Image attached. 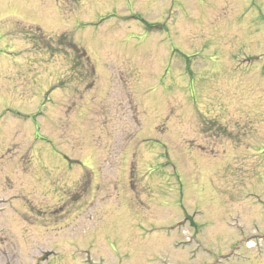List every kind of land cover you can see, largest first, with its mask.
Returning <instances> with one entry per match:
<instances>
[{"label": "rangeland", "instance_id": "obj_1", "mask_svg": "<svg viewBox=\"0 0 264 264\" xmlns=\"http://www.w3.org/2000/svg\"><path fill=\"white\" fill-rule=\"evenodd\" d=\"M0 264H264V0H0Z\"/></svg>", "mask_w": 264, "mask_h": 264}, {"label": "flooded vegetation", "instance_id": "obj_2", "mask_svg": "<svg viewBox=\"0 0 264 264\" xmlns=\"http://www.w3.org/2000/svg\"><path fill=\"white\" fill-rule=\"evenodd\" d=\"M218 112V111H217ZM217 112H215V113H217ZM219 116V115H218Z\"/></svg>", "mask_w": 264, "mask_h": 264}]
</instances>
